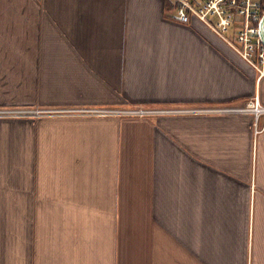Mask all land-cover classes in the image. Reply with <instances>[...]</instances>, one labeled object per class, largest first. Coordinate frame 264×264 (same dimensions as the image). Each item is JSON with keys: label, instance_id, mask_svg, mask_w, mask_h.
<instances>
[{"label": "crops", "instance_id": "obj_1", "mask_svg": "<svg viewBox=\"0 0 264 264\" xmlns=\"http://www.w3.org/2000/svg\"><path fill=\"white\" fill-rule=\"evenodd\" d=\"M166 2L0 0V264H264V78Z\"/></svg>", "mask_w": 264, "mask_h": 264}, {"label": "built area", "instance_id": "obj_2", "mask_svg": "<svg viewBox=\"0 0 264 264\" xmlns=\"http://www.w3.org/2000/svg\"><path fill=\"white\" fill-rule=\"evenodd\" d=\"M177 7L171 15L181 21L189 16L203 20L221 36L257 72L259 79L264 78V40L261 35L260 20L264 13V0H171ZM57 112L69 113H140L146 110L121 111L113 108H63ZM213 110H234L216 108ZM238 111L253 112L257 117L264 114V105L259 96L249 101ZM15 112V111H10Z\"/></svg>", "mask_w": 264, "mask_h": 264}, {"label": "trees", "instance_id": "obj_3", "mask_svg": "<svg viewBox=\"0 0 264 264\" xmlns=\"http://www.w3.org/2000/svg\"><path fill=\"white\" fill-rule=\"evenodd\" d=\"M177 5H178L177 3H173L171 0H167L166 2V6L169 11H172L173 9H175Z\"/></svg>", "mask_w": 264, "mask_h": 264}, {"label": "water", "instance_id": "obj_4", "mask_svg": "<svg viewBox=\"0 0 264 264\" xmlns=\"http://www.w3.org/2000/svg\"><path fill=\"white\" fill-rule=\"evenodd\" d=\"M260 28H261V35L264 40V14L262 15L261 20H260Z\"/></svg>", "mask_w": 264, "mask_h": 264}, {"label": "rangeland", "instance_id": "obj_5", "mask_svg": "<svg viewBox=\"0 0 264 264\" xmlns=\"http://www.w3.org/2000/svg\"><path fill=\"white\" fill-rule=\"evenodd\" d=\"M89 108H98V107H89ZM121 108V107H120ZM117 109V110H121V109ZM122 108H124V110H126V109H130V110H132V109H135L136 108V106H129V107H122ZM126 108V109H125ZM124 110H121V111H124ZM137 110H140V111H142V110H150V109H137ZM22 112V111H21Z\"/></svg>", "mask_w": 264, "mask_h": 264}]
</instances>
